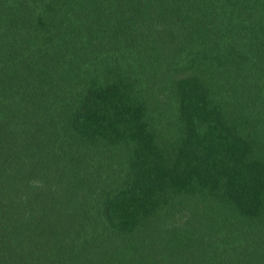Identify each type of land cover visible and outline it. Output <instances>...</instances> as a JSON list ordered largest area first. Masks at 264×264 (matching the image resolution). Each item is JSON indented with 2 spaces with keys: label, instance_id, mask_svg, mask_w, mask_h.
<instances>
[{
  "label": "trees",
  "instance_id": "obj_1",
  "mask_svg": "<svg viewBox=\"0 0 264 264\" xmlns=\"http://www.w3.org/2000/svg\"><path fill=\"white\" fill-rule=\"evenodd\" d=\"M0 264H264V0H0Z\"/></svg>",
  "mask_w": 264,
  "mask_h": 264
}]
</instances>
